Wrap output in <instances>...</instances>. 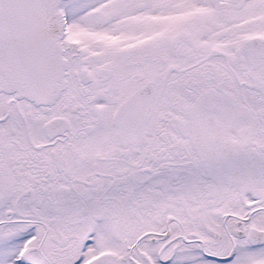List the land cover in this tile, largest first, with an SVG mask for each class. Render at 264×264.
I'll list each match as a JSON object with an SVG mask.
<instances>
[{"label": "snow or ice", "instance_id": "snow-or-ice-1", "mask_svg": "<svg viewBox=\"0 0 264 264\" xmlns=\"http://www.w3.org/2000/svg\"><path fill=\"white\" fill-rule=\"evenodd\" d=\"M0 264H264V0H0Z\"/></svg>", "mask_w": 264, "mask_h": 264}]
</instances>
